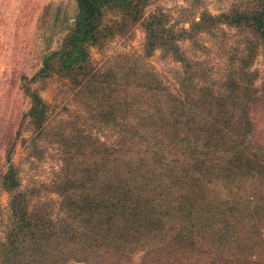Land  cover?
<instances>
[{
  "label": "trees",
  "instance_id": "16d2710c",
  "mask_svg": "<svg viewBox=\"0 0 264 264\" xmlns=\"http://www.w3.org/2000/svg\"><path fill=\"white\" fill-rule=\"evenodd\" d=\"M76 3L60 48H48L41 69L23 79L31 107L11 132L0 180L10 196L0 264H264V144L252 118L264 104L254 70L264 54V0L217 15L194 3L177 19L157 0ZM137 26L146 34L141 52L102 67L92 60V48ZM226 29L241 39L218 73L207 40ZM157 52L179 65L174 85L151 64ZM47 81L64 86L80 118L97 119L114 142L87 130L73 136L69 120L52 126L51 105L34 88ZM20 136L30 156L44 138L59 146L63 218L33 206L12 162Z\"/></svg>",
  "mask_w": 264,
  "mask_h": 264
},
{
  "label": "rangeland",
  "instance_id": "374dc122",
  "mask_svg": "<svg viewBox=\"0 0 264 264\" xmlns=\"http://www.w3.org/2000/svg\"><path fill=\"white\" fill-rule=\"evenodd\" d=\"M237 2L241 0H157L156 5L177 19L180 9L190 4L201 5L203 9L217 15L228 11ZM76 13V0H0V180L8 165L11 132L17 129L23 114L31 107L30 100L22 90L23 79H31L41 69L42 57L48 48L51 51L60 48ZM226 32V36L220 34L207 40L211 49L207 60L218 73L226 63L225 51L241 39L238 32L228 29ZM145 41L143 27L137 26V30L130 35L106 41L103 47L92 48V60L102 67L111 57L141 52ZM150 62L167 81L175 84L171 72L179 65L163 60L160 52L155 53ZM254 70L260 73L255 84L262 90L261 95H264V54L257 59ZM34 88L51 105L52 126L61 120H69L67 125L73 136H79L80 131L87 130L93 139L114 142L111 131L104 132L97 119H92L90 115L86 121L80 118L83 108L73 99V95L66 92L64 86L47 81L36 83ZM252 118L257 140L264 144V104L256 107ZM22 131V138L29 140L31 132L26 123ZM21 140V136L19 140L16 139L12 162L21 168L23 186L33 190V206L48 209L63 218V197L60 194L63 183L59 179L64 173L61 171L63 156L59 146L51 143L54 139L44 138L38 144L39 150L34 157L29 155L27 144L23 145ZM82 160L79 157V161ZM9 202L10 196L0 186V242L4 241L10 222Z\"/></svg>",
  "mask_w": 264,
  "mask_h": 264
}]
</instances>
